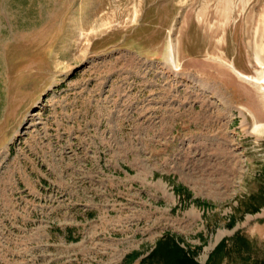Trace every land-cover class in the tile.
Wrapping results in <instances>:
<instances>
[{
    "label": "rangeland",
    "instance_id": "1",
    "mask_svg": "<svg viewBox=\"0 0 264 264\" xmlns=\"http://www.w3.org/2000/svg\"><path fill=\"white\" fill-rule=\"evenodd\" d=\"M224 1L0 0V264H264V105L222 60L257 75L264 0Z\"/></svg>",
    "mask_w": 264,
    "mask_h": 264
},
{
    "label": "bare ground",
    "instance_id": "2",
    "mask_svg": "<svg viewBox=\"0 0 264 264\" xmlns=\"http://www.w3.org/2000/svg\"><path fill=\"white\" fill-rule=\"evenodd\" d=\"M239 7V4L234 3L233 0H225L223 4V12L226 15L227 23H229L233 18V13L236 10V8ZM256 59L258 60L260 64V69L257 70V75H251L243 72L241 69H239L235 63V61H227L223 60L224 64L232 70L236 75H238L240 78L244 79L245 81L253 84L258 92L259 97L262 100V103L264 105V43L257 45V51H256ZM168 59L175 63L176 56L174 53V49L172 44L169 46V52H168ZM255 129L259 130L261 128H264V124L258 123L255 121Z\"/></svg>",
    "mask_w": 264,
    "mask_h": 264
},
{
    "label": "trees",
    "instance_id": "3",
    "mask_svg": "<svg viewBox=\"0 0 264 264\" xmlns=\"http://www.w3.org/2000/svg\"><path fill=\"white\" fill-rule=\"evenodd\" d=\"M220 246H224V244H221ZM181 261L185 264H188V262L195 264L193 260H191L190 258H187L186 256H183Z\"/></svg>",
    "mask_w": 264,
    "mask_h": 264
}]
</instances>
